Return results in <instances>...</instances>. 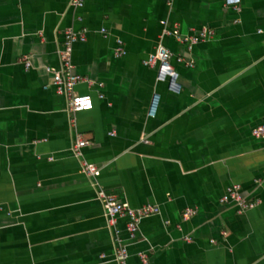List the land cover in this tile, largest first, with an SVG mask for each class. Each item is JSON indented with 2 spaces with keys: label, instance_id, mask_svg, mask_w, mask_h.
Returning a JSON list of instances; mask_svg holds the SVG:
<instances>
[{
  "label": "crops",
  "instance_id": "0c3cea01",
  "mask_svg": "<svg viewBox=\"0 0 264 264\" xmlns=\"http://www.w3.org/2000/svg\"><path fill=\"white\" fill-rule=\"evenodd\" d=\"M75 1L0 0V264H118L121 245L129 264H264V0ZM205 29L192 49L176 36ZM68 31L87 34L72 60L91 110L55 83ZM159 46L175 90L144 65ZM234 184L255 208L221 202ZM100 189L159 212L131 238Z\"/></svg>",
  "mask_w": 264,
  "mask_h": 264
},
{
  "label": "built area",
  "instance_id": "2783aa9c",
  "mask_svg": "<svg viewBox=\"0 0 264 264\" xmlns=\"http://www.w3.org/2000/svg\"><path fill=\"white\" fill-rule=\"evenodd\" d=\"M241 0H227V4L237 8ZM76 6L83 7L84 3L81 0L75 1ZM81 19V18H80ZM82 20V19H81ZM106 30H104L105 32ZM168 34V33H165ZM170 34V33H169ZM214 32L208 29L201 31L199 34L191 37H182L181 34L176 32V36L179 41L189 44L190 49L200 42L212 37ZM66 52L64 53V63L67 73L57 72L55 75V83L58 90L61 93H66L70 101V109L74 112H81L91 110L95 106L94 98L91 94H79L76 92V86L78 83L87 80L86 77L76 74L73 71V51L77 42H85L87 40V34L75 35L72 31H68L66 35ZM122 46L123 42L120 41ZM123 47V46H122ZM125 54L123 48L117 53L120 57ZM173 53L169 48L159 46L154 53L150 54L148 59L144 62L145 66L158 67V79L161 81L169 80L173 90L178 85V73L175 70L173 64ZM26 66L29 67V62H26ZM192 66V64L190 65ZM252 134L256 138L264 139V124L253 129ZM89 145V141L81 137L76 146V155L78 157L83 156V149ZM85 173L89 176L96 178L100 175V170L94 164L85 163ZM98 199L102 202L106 217L109 224L114 225L117 218H126V229L131 238H134L138 232L139 224L144 219L151 215H155L159 210L153 206L147 205L140 209H133L127 204L118 201L117 197L106 193L103 189L98 192ZM222 203H235L240 212H244L253 209L257 206L258 202H250L241 194V187L239 184H234L228 188L226 194L221 199ZM1 209V206H0ZM194 214V211L187 210L185 213V219ZM142 264H148L147 256L145 253H140ZM104 256V255H103ZM117 262L118 264H129V251L124 245H121L117 250Z\"/></svg>",
  "mask_w": 264,
  "mask_h": 264
}]
</instances>
